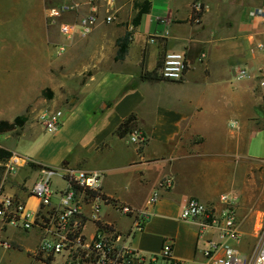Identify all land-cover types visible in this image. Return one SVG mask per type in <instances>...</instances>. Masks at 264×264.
<instances>
[{
    "label": "crops",
    "instance_id": "1",
    "mask_svg": "<svg viewBox=\"0 0 264 264\" xmlns=\"http://www.w3.org/2000/svg\"><path fill=\"white\" fill-rule=\"evenodd\" d=\"M26 1L33 4L30 12L16 14L21 0H0V17H21L18 34L10 30L14 41L0 40V119L26 118L23 127L0 134V146L13 152L5 164L19 157L16 168L27 169L33 180L23 189L5 186V192L37 206L29 189L40 169L28 161L101 171L105 194L150 211L145 228L129 244L149 257L158 255L170 238L175 258L186 263L204 264L205 239L218 238L215 227H202L203 218L181 217L190 198L219 209L220 195L236 192L244 228L256 225L264 215V21L256 9L264 0H203L199 22L193 20L194 0H148L150 9L122 60L115 59L117 39L132 29L136 0H119L116 22L100 23L89 35L71 39L57 25L47 24L46 0ZM85 12L84 6L79 13ZM59 45L66 51L58 53ZM170 51L183 52L187 59L182 80L140 78L143 60L151 71ZM46 88L53 91L51 99L43 94ZM44 109L63 111L57 132L49 133L41 123ZM131 114L136 115L135 128L148 138L142 147L116 132ZM39 123L50 139L39 137ZM26 138L29 142L20 148ZM168 176L174 185L149 205ZM103 218L123 233L130 232L134 221L110 205L103 207ZM11 227L23 238L10 239L6 233ZM94 229L89 223L86 233L91 236ZM251 236L245 232L241 241L230 244L247 252ZM2 241L12 247L5 248ZM38 243L36 230L0 219V247L25 251V264H45L34 257Z\"/></svg>",
    "mask_w": 264,
    "mask_h": 264
},
{
    "label": "built area",
    "instance_id": "2",
    "mask_svg": "<svg viewBox=\"0 0 264 264\" xmlns=\"http://www.w3.org/2000/svg\"><path fill=\"white\" fill-rule=\"evenodd\" d=\"M46 1L47 24L57 25L60 33L68 39L77 34L87 36L100 23L112 24L119 19V0ZM84 6L86 12L79 13ZM203 11V0H194V21L201 20ZM256 14L264 21V5L256 9ZM70 15L74 18L68 19ZM260 47H264V44H260ZM65 51V45L58 46V53ZM187 64L183 52L170 51L164 55L160 73L165 79L179 81L185 76ZM260 86L264 97V76ZM62 116L61 109H44L40 120L49 133H55L62 124ZM231 125L236 124L232 122ZM128 136L140 147L148 140L139 128H134ZM1 164L8 173L20 165V160L16 157L12 164ZM102 179L103 173L98 170H83L66 164L43 167L29 189V194L38 200L34 208L24 198L5 192L3 185L6 179L2 178L0 219L5 224L26 231H37L39 243L34 257L45 264H151L157 260H161L163 264H196L175 258L174 244L170 238L164 240L158 255L146 257L133 248L128 239L145 228L150 211L148 208L138 210L108 196L102 189ZM173 185L172 176L163 178L159 188L151 194L149 205H153L160 198L162 189ZM219 202L221 208L218 209L193 197L181 211L183 219L203 218V228L217 229V239L207 238L204 241V264H264V215L260 216L253 228L245 229L244 222L238 215L241 202L239 194H221ZM106 205H110L122 216L133 217L129 233L121 232L114 223L103 218V207ZM89 223L95 226L91 236L86 233ZM245 232L252 234L256 241L252 249L242 252L233 248L230 240L241 241ZM2 245L5 248L12 247L8 241H2ZM57 257L62 259L61 262H56Z\"/></svg>",
    "mask_w": 264,
    "mask_h": 264
},
{
    "label": "trees",
    "instance_id": "3",
    "mask_svg": "<svg viewBox=\"0 0 264 264\" xmlns=\"http://www.w3.org/2000/svg\"><path fill=\"white\" fill-rule=\"evenodd\" d=\"M151 3L150 1L146 0L143 2L134 1V7L138 10L135 17L132 19V29L127 30L126 33L117 39V54L115 56L116 60H122L125 58L129 51L130 44L133 40V34L136 27L141 23L142 17L145 13H147L150 9ZM194 20V19H193ZM164 56H162L155 69L147 70L145 60L142 62L143 70L140 75L142 80H149V81H159L164 79V77L160 73L161 66L163 64ZM44 96L47 99H51L53 97V91L50 88H46L43 91ZM26 123V118L23 115L16 116L13 120L9 119H0V134L10 132L13 130H17L23 127ZM136 127V115L131 114L127 117L117 128L116 132L120 136H128V134L133 131ZM13 157V152L0 146V184L4 174L5 166L1 163L7 162L9 159ZM28 164L33 167L34 169H41L43 167H47L46 165L36 163L33 161H29Z\"/></svg>",
    "mask_w": 264,
    "mask_h": 264
},
{
    "label": "rangeland",
    "instance_id": "4",
    "mask_svg": "<svg viewBox=\"0 0 264 264\" xmlns=\"http://www.w3.org/2000/svg\"><path fill=\"white\" fill-rule=\"evenodd\" d=\"M32 7H33V4H30V2L27 3V1L24 2V0H21L19 5L16 7V10H13V13L24 14V13L30 12V9ZM154 11H157V8ZM10 14L11 13H8L7 15H10ZM5 18H6L5 14L0 17V40L3 42L5 41L9 42L12 40L10 30L12 29L13 34L17 32V30L19 29V26L21 25L20 23L21 17H18L15 19L9 18L7 20H4ZM16 34L18 33H15V35ZM35 129L37 130L40 138H44V139L51 138V136L48 134V132L44 130L43 126L40 123L36 126ZM27 142H29V139L26 138L24 142L19 145V147L21 148V146ZM2 178L6 179L3 187L7 186L9 188L11 187L16 190L26 188V186L29 185L33 180V177L30 174V172L27 169L21 168V167L20 168L15 167L13 171L8 172V173L4 170V174ZM6 235L10 239H14V240H19L23 238L22 235L19 233V231H17L13 227L8 228ZM250 238H251V241H250V246L248 247V250L252 249L256 241L254 237L251 236ZM26 258H27V255L25 251H19V250H14V249H12L11 251H6L0 247V264H25Z\"/></svg>",
    "mask_w": 264,
    "mask_h": 264
}]
</instances>
